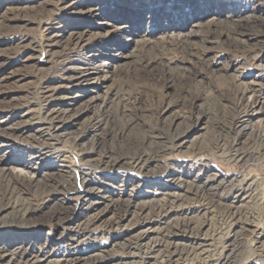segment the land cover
<instances>
[{
  "label": "rangeland",
  "instance_id": "rangeland-1",
  "mask_svg": "<svg viewBox=\"0 0 264 264\" xmlns=\"http://www.w3.org/2000/svg\"><path fill=\"white\" fill-rule=\"evenodd\" d=\"M83 70L87 75L76 74ZM238 88L246 90L245 107L234 106ZM42 95H48L46 102ZM38 103L68 113L60 129L63 156L47 150L29 156L40 147L30 140L35 125L43 122L32 115ZM235 116L244 121L240 161L227 160L232 152L212 148L211 143L227 133ZM166 128L186 134L170 156L141 170L94 169L88 176L91 184H80L78 168L87 166L78 161V150L92 157L126 155L134 139ZM249 131L264 137V0H0L1 202L11 204L22 191L17 204L38 203L40 217L56 201L78 204L81 199L60 191L41 199L43 190L59 186L58 170L67 171L65 178H76L78 190L94 188L74 214L32 224L20 249L21 260L28 258V264H86L96 255L103 256L105 264L137 261L138 255L126 253L125 246L131 243L136 252V241L130 237L143 224H134V216L122 212L115 213L124 215L119 226L111 228L105 220L119 206L122 210L170 198L172 193L185 194L190 180L201 184L213 176V186L222 187L225 195L213 197L221 205L231 200L233 205H254L256 190L264 189V151L249 147ZM199 146L206 147L193 151ZM190 195L183 197L185 207H174V212L155 219L153 227L164 228L179 215L202 217L205 208L191 211ZM223 209L206 226L209 234H216V255L226 245L225 252L234 254L232 264H264V244L237 225L233 230L227 218L217 220ZM250 211L255 228L264 231V206L260 213ZM13 214L6 208L0 217L16 219ZM74 228L84 229L74 234ZM35 235L43 239V246L31 238ZM156 236L159 233L151 238Z\"/></svg>",
  "mask_w": 264,
  "mask_h": 264
},
{
  "label": "bare ground",
  "instance_id": "bare-ground-1",
  "mask_svg": "<svg viewBox=\"0 0 264 264\" xmlns=\"http://www.w3.org/2000/svg\"><path fill=\"white\" fill-rule=\"evenodd\" d=\"M45 52L47 51L45 50ZM84 71L85 70L77 72L76 74L80 75V77H83L84 75H87ZM84 79L88 80V77H85ZM245 92H246L245 89L238 88L234 90V104H235L234 106L235 107H242V106L245 107L243 103ZM42 96H43L42 101L46 102L48 100L47 99L48 95L47 96L42 95ZM30 106L31 104L28 103L27 107L30 108ZM35 110H36V113L32 111L33 112L32 115L36 114L37 115L36 120L43 121V122L36 124L35 125L36 127L33 126L35 127L33 130L34 133L31 135L32 139L30 140L35 141V143L40 145V147L38 146L39 149L38 147L33 149L32 152L29 153V156H32V155L35 156L38 154L40 155L42 151L44 150H47L50 152L52 151V153L56 152L57 155L59 154L60 156H63L62 149L65 145L64 146L60 145L62 142L61 137L63 135L60 129L62 127V123L65 121L64 119L67 118L68 113L66 114V110L57 108L55 106L49 109L45 108V106L42 107V104H39V103ZM199 111L202 112L201 110ZM230 120H231L230 121L231 125H229L227 133L224 135L219 134L218 136H216L211 142L212 148L222 149V150L227 149V151L232 152L231 155L229 154V157H228L229 159L227 160L240 161L244 158L243 153L238 152L240 151L239 150L240 146H243V147L245 146L244 145L245 142L240 143V140H239L240 135L244 132L243 131L244 121L240 120L238 116H235L231 118ZM198 121L199 120L197 119L196 122L198 123ZM29 125H32V123ZM33 127H30V128H33ZM249 132L250 134H248V132L247 134L250 135L249 137L250 139L248 138L250 140L249 141L250 144L246 142L247 145L249 144V147L254 145V149L256 152L264 151V137H262L260 134L255 133L256 131L255 132L249 131ZM230 134H233V135H230ZM248 135L246 136L248 137ZM228 136H232V141L227 140ZM185 138H186V134H184V132L176 131V130L173 132H170L169 129L166 128L164 131L157 132L156 134H152V135L143 134L138 139H134L132 141L133 143L131 142L133 144L132 145L133 149L131 150V152L129 153L127 152L128 154L126 155H121V156H115V155H109V156L102 155L101 156L99 155L97 157H92V155H89V154L85 155V153H88L87 151H84L82 149L78 150L80 152L82 151L80 154L76 153V156L79 157L78 161L80 162L84 161L82 163H84V165L87 166L86 168H83V166L78 168L79 173H80V179H79L80 184L82 186L88 185L89 183L91 184L90 177L88 176L94 169H99L103 172L113 171V170H118V172L120 171L122 172V170L123 171L129 170V169L141 170V169L147 168L151 163L155 164V162H157L160 158H164L166 155L170 156L171 153L175 149L182 146ZM75 139L76 137L72 138L73 142H75ZM73 146L75 147V145ZM205 147L206 146L195 147L193 151L200 150ZM85 157H87V159ZM82 158H85V160H82ZM0 162H2L1 159H0ZM17 163L21 165H25V167L28 166L25 161H17ZM58 171H59L58 174L61 177L59 186L52 187L51 190H43L41 192L42 193L41 199H43L44 197L48 198V196H55L54 192L60 191L64 195L73 194L74 197L72 198L76 200L81 199V201H79L78 204L76 201L74 205H66L62 200L56 201V203H54L55 206L51 208V210H48L49 212L47 211V214L45 215L43 214L40 217L38 216L39 213L38 214L36 213L38 203H33L30 201L28 202L27 200H25L24 204H20V203L17 204L18 201H20L21 199L22 191L17 192L15 200L11 204L8 202L3 204L0 199V213L4 211L6 208H12L13 213H14L13 216L15 214L18 215L16 219H7L6 217H2V218L0 217V264H28L29 262L28 258L27 260H21L24 255H23L22 250L20 251V249H22L23 240L29 239L28 236L31 235L29 234L30 232L28 231L32 230V224H35L40 219L47 220V219H50V217L60 218L61 216L67 217L69 215H72L75 213V210L83 207L85 198L93 194V189H94L93 187L92 189L85 188L84 190L82 189L78 190L76 188V183H77L76 178L74 179L71 178L72 175H70V173H69L70 176L67 175V178H65L66 175L64 176V173H66L67 171L66 170L65 171L58 170ZM113 180L108 179L107 181L110 183V182H113ZM194 181L195 180L193 181L190 180V182H187V184L184 185L185 190L183 191L191 194L194 197V205L192 207L193 210L191 211L198 212L200 207L205 208L204 210L206 212L205 214L202 215V217L199 216V218L196 217L197 218L196 219L193 216H186L187 214L184 216L179 215L174 218L175 220H173L174 222H171V224L169 225L167 224V226L163 225L164 228H162V226L158 228H154L152 225V222H154L155 219L164 218L165 216H167L170 210L173 211L174 207H177V206L185 207L183 205V201H184L183 197L186 196V193L185 194L184 193L183 194L182 193H172V196L170 198L167 196L165 197V199L163 198V200H156L153 203L141 202V204H139L138 206L135 204L132 207H129L126 205L122 210L120 209L121 206H119L117 207L116 210L114 209L113 211L114 216L110 218L109 220L108 219L105 220V223L109 227L112 228V226L114 225L115 226L120 225V223L123 220V216L125 214L131 213L134 216V219H136L134 224L137 222L141 223V225L143 224L142 225L143 228L141 226L142 229L139 231L137 230L138 232L134 236L130 237V239L134 237V240L136 241V243H134L133 245V246L137 245L136 252H133L134 249L131 246V243L126 244L125 246V250H127L125 251L126 253H131V255H138L139 259H137V261L131 260L127 264H186V263L187 264H232L233 262L232 257L234 254L232 253L233 251L230 250L231 247L229 248L230 251L227 250V252H225L227 247L226 245H222L219 252L216 255V250L218 251L219 249L216 246V234H213V233L209 234L207 231V229L211 225L212 220L214 219V217H216L215 216L216 212H218L221 207H224L225 210L223 209V212L221 211L222 214L220 217L218 216L217 220H220L223 222L224 219L227 218V221L228 220L231 221V224H232L231 226L233 230L237 225L238 229L241 230L243 233L245 232V234L247 235L249 234V236L256 235L254 237L255 238L254 240L258 243L261 242V246L264 244V231L263 230L260 231V230H257V228H255L254 224L257 221L255 220L256 218L254 217V213L252 214V211H250L251 209H256V210H259L258 212L260 213L261 210H263L264 189L259 190L260 189L259 188L256 190L257 201H255L254 205L252 206H248V205L245 206L244 205L245 203L239 206L233 205L235 203L233 200H231L229 204L221 205V203L218 202L219 199L218 201H216L217 199L214 200L215 198L213 199L214 196H217L219 198L220 197L222 198V196H225L222 194L223 193L222 190L220 191L222 187L217 188L213 186L214 182L216 181L215 177L207 176L206 179L201 184H195ZM242 190H243L242 194H246V195L248 194L247 189H242ZM97 192H100V190L98 189ZM236 194L238 193L236 192ZM238 199H239V196H237L236 201ZM204 204L207 205L208 207H205ZM187 209L189 210L190 207ZM120 212L124 213V215L116 216L115 213H120ZM206 213H210L212 217L210 216L209 218H207ZM193 218H195L196 220ZM98 220H100V217L98 218ZM244 223H247L250 226H245L243 225ZM206 226L208 228H206ZM83 229L84 228L82 229L74 228L72 229V231L74 232V234H76L79 230H83ZM227 229H229V227ZM24 231H27V232H24ZM153 233H159V236H156L155 238H151V235ZM228 234H229V231H228ZM235 234L233 236H235ZM9 238L11 239L9 240ZM31 238H33L34 240H39L38 242H42L41 243L42 246L43 244H45V242L42 241L43 239L38 238L36 235L32 236ZM178 238L179 240H184V242L179 241ZM233 240H235V237H233L232 241L231 240L230 241L233 242ZM103 259L104 257L101 255H98V256L96 255L94 257L90 256L86 259V264H105L106 262ZM75 260L79 262L82 261L80 257H76ZM233 260H235L234 257H233Z\"/></svg>",
  "mask_w": 264,
  "mask_h": 264
}]
</instances>
